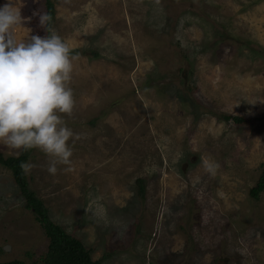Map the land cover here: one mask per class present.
I'll return each instance as SVG.
<instances>
[{
    "label": "rangeland",
    "instance_id": "374dc122",
    "mask_svg": "<svg viewBox=\"0 0 264 264\" xmlns=\"http://www.w3.org/2000/svg\"><path fill=\"white\" fill-rule=\"evenodd\" d=\"M51 1V29L79 57L62 119L81 139L55 175L43 152L27 158L50 219L100 264H264V190L249 194L264 163V0ZM21 6L19 36H46L45 0ZM24 204L0 164V261L46 252Z\"/></svg>",
    "mask_w": 264,
    "mask_h": 264
},
{
    "label": "clouds",
    "instance_id": "9594fccd",
    "mask_svg": "<svg viewBox=\"0 0 264 264\" xmlns=\"http://www.w3.org/2000/svg\"><path fill=\"white\" fill-rule=\"evenodd\" d=\"M21 0L0 6V142L13 150L37 149L49 157L47 171L55 175L57 165H69L70 141L81 139L62 119L74 109L71 79L73 55L68 43L45 25L46 36L21 38L17 29L24 23ZM36 167L21 162L24 174ZM66 168L65 171H70Z\"/></svg>",
    "mask_w": 264,
    "mask_h": 264
},
{
    "label": "trees",
    "instance_id": "16d2710c",
    "mask_svg": "<svg viewBox=\"0 0 264 264\" xmlns=\"http://www.w3.org/2000/svg\"><path fill=\"white\" fill-rule=\"evenodd\" d=\"M45 14L51 17V20L45 25L46 28L51 29L54 18V4L51 0H45ZM46 31V35H47ZM72 54L76 50H71ZM223 120L232 119L240 122L243 118L239 116H232L229 114H221ZM30 151L20 150L18 155L4 156L0 151V164L8 168L12 176L20 188L22 196L25 199L24 207L31 210L35 219L41 224L44 234L48 238V245L44 256L40 262L28 263L22 259H11L0 261V264H100V260H93L90 252L85 248L83 243L65 231V229L53 222L47 212L43 202L36 197L35 193L28 188L25 174L20 168L21 162H26ZM140 181V180H139ZM264 190V163L260 175L255 183L249 189V194L252 198L258 199L259 193ZM144 185L139 184V192L143 194Z\"/></svg>",
    "mask_w": 264,
    "mask_h": 264
},
{
    "label": "water",
    "instance_id": "95a60500",
    "mask_svg": "<svg viewBox=\"0 0 264 264\" xmlns=\"http://www.w3.org/2000/svg\"><path fill=\"white\" fill-rule=\"evenodd\" d=\"M4 249H5V250H7V249H8V246H7V245H6V246H4Z\"/></svg>",
    "mask_w": 264,
    "mask_h": 264
}]
</instances>
